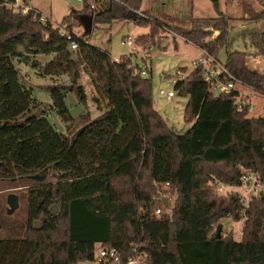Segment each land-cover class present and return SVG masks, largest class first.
<instances>
[{"label": "trees", "instance_id": "trees-1", "mask_svg": "<svg viewBox=\"0 0 264 264\" xmlns=\"http://www.w3.org/2000/svg\"><path fill=\"white\" fill-rule=\"evenodd\" d=\"M12 1L0 0V184H24L28 222L23 236L0 238V264H87L97 245L126 255L136 249L149 264H264V197L252 198L245 207L237 195L217 196L212 187L215 180L238 185L244 170L264 179V113L250 118L249 107L238 110L235 93L215 97L196 68L175 84L189 97L185 112L192 124L178 134L154 110L152 80L132 66L131 58L116 61L91 45L88 36L71 32V21L88 11L95 26L131 20L148 28L149 34L137 38L147 44L171 26L145 13L139 16L143 0H83L82 11L63 19L78 43L75 51L51 22L36 19V10L23 15L7 9ZM221 1L211 0L215 18L177 28L186 43L215 57L229 31ZM91 2L100 3L101 10L94 12ZM261 3L257 19L264 21ZM213 31L219 35L208 40ZM251 43L255 57H264V31L251 35ZM40 55L52 59L42 66ZM247 58L229 53L225 65L264 93V74L250 69ZM21 65L50 79L47 110L37 112L44 105L23 83ZM83 72L91 77L93 103L102 114L74 129L77 118L67 97L74 93L86 104L79 83ZM51 113L65 132L52 124ZM47 168L59 174L55 182L28 179ZM166 184L175 205L170 215L158 218L157 189ZM223 218L245 220L241 240L230 234L218 238L221 225L217 231L214 226Z\"/></svg>", "mask_w": 264, "mask_h": 264}, {"label": "rangeland", "instance_id": "rangeland-1", "mask_svg": "<svg viewBox=\"0 0 264 264\" xmlns=\"http://www.w3.org/2000/svg\"><path fill=\"white\" fill-rule=\"evenodd\" d=\"M90 1L88 2L90 3ZM261 1L264 0L221 1L220 10L229 19V31L226 44L218 57L220 63H227L229 53H246L248 55L247 64L250 69L262 70L260 72L264 74V57H255L256 51L251 43V35L264 31V21L257 19L262 12ZM91 3L95 6L94 12L97 13L101 10L100 3ZM30 6L46 16L54 28L62 27V29H66L68 25L63 23V19L69 16L72 11H82L85 4L79 0H30ZM144 13L163 21H169L171 26L162 28L154 38L144 45L138 43L137 38L149 34L150 30L136 25L131 20L114 21L110 25H94L91 34L87 35L80 19H76L71 21V32L82 38L88 36L91 45L109 52L115 60H120L122 57L127 56V58H131L132 65H137L142 70L148 68L146 75L143 77L152 80L154 110L162 116L168 126L176 133L185 134L192 125L191 122L186 120L185 112L189 97L188 95H181L175 90V83L179 80L177 71L185 69V73H191L194 69L193 61L199 58L202 52L200 48L186 43L177 28H190L194 19L215 18L217 11L211 0H143L138 15L143 16ZM80 14L90 15L88 11L87 13L82 11ZM218 35L217 31H213L212 36L208 40H215ZM129 37L135 41V45L132 47L123 45V41ZM47 58L48 56L40 55L37 60L42 64ZM24 67L22 70L20 69L22 76H25V72H27L33 80H36L37 77L41 78L31 66ZM19 68L21 67L19 66ZM44 83L41 82V85H45ZM79 83L84 86L88 100L86 104H80L74 93H70L67 97V104L71 114L74 118H77L74 129L89 121L90 116L95 119L98 112L97 106L93 103L94 89L91 77L83 72ZM49 84L48 82L46 88ZM46 88V91L43 92L48 93ZM160 90L165 92L172 91L175 97L169 100L165 96H160ZM44 95L46 96V94ZM214 95L215 97L220 96V90H215ZM46 98L48 97L46 96ZM47 105L44 104L37 112L43 109L47 110ZM263 113L264 105L262 99L258 95L252 96L248 116L257 118L262 116ZM56 116L51 113L50 121L61 132L64 125L61 127L62 123L56 120ZM54 174L53 170L49 171L45 182H55ZM157 191L158 197L155 198L158 203L157 207L162 206L161 199H164V207L166 206L168 209L165 208L163 213L170 215L175 205V194L172 191H168V187H158ZM237 191L241 192L243 189L239 188ZM10 194L19 196L20 203L19 209L12 215H8L9 206L7 199ZM25 194L26 187L22 183L13 185L9 182H4L0 184V227L2 228L0 229V238L23 236L28 222V207ZM226 194L222 197L230 196L233 193L227 192ZM244 224V219L236 222L232 218H223L215 224L214 229L217 231V228L221 225V235L227 236L230 234L235 240L239 241L241 240ZM34 226L39 229L41 224L36 222ZM99 247L100 245H97V249ZM87 264L95 263L89 262Z\"/></svg>", "mask_w": 264, "mask_h": 264}, {"label": "built area", "instance_id": "built-area-1", "mask_svg": "<svg viewBox=\"0 0 264 264\" xmlns=\"http://www.w3.org/2000/svg\"><path fill=\"white\" fill-rule=\"evenodd\" d=\"M79 1L83 2V0ZM6 8L14 13H21L23 15H28L34 10L30 6V0H13L12 2L6 4ZM94 8L95 6L92 7V9ZM36 15V19L41 24L45 25L50 22L43 14L37 12ZM58 29L60 30L61 35L70 41L69 49L72 51L77 50L78 43L74 41L73 34L67 31V29H62V27H59ZM123 45L132 47L135 45V41L129 37L127 40L123 41ZM200 50L202 54L199 58L193 61V67L194 69L199 68L201 70L203 79L209 84L211 93L214 94L215 90H220L221 94L235 93V105L238 110L250 107L251 98L254 95H258L262 99V103L264 105V93L258 91L254 86H251L236 77L225 64L220 63L218 57L213 56L208 50ZM116 61H118V59ZM132 66L137 67V65ZM146 73V70H142L140 72L142 76H145ZM189 74L182 70L177 71V76L179 77L178 81L186 80ZM159 95L165 96L169 100L175 97V94L172 91L165 92L164 90H160ZM162 187H169V184L163 185ZM212 187L217 196L227 195V192L237 195L240 202L245 207H248L252 198L264 197V179L249 170H244L238 185H228L220 180H215L212 182ZM239 188L243 189V191H237ZM161 201L162 206L155 210V216L158 218L161 217L165 209V200L161 199ZM93 262L95 264H149L147 256L139 253L136 249L133 250L132 255H126L123 251L116 248H105L102 245H100L99 249H97V246L95 247Z\"/></svg>", "mask_w": 264, "mask_h": 264}, {"label": "water", "instance_id": "water-1", "mask_svg": "<svg viewBox=\"0 0 264 264\" xmlns=\"http://www.w3.org/2000/svg\"><path fill=\"white\" fill-rule=\"evenodd\" d=\"M79 19H80L81 24L85 28L86 34L90 35L94 29V18L92 16L85 15V16H81ZM77 134H78V132L72 137L73 140L75 139ZM49 171H51V168H47L37 175L30 176V177H28V179H30L32 181L39 182V183L45 182L47 177H48ZM57 176H58L57 174L53 175L54 178H56ZM7 203L9 206L8 215L14 214L20 207L19 196L15 195V194H10L8 196ZM166 205H167V203H166ZM53 210L55 213L58 211L57 207H54ZM37 226H38V224H37ZM220 237H221V229H219V231H218V238H220Z\"/></svg>", "mask_w": 264, "mask_h": 264}, {"label": "crops", "instance_id": "crops-1", "mask_svg": "<svg viewBox=\"0 0 264 264\" xmlns=\"http://www.w3.org/2000/svg\"><path fill=\"white\" fill-rule=\"evenodd\" d=\"M94 5H92V7H93ZM32 9H34L35 10V8H32ZM95 9V8H94ZM93 9V10H94ZM52 59V57H48L47 58V60L45 61V62H43L42 63V66H44L45 64H47L50 60ZM258 64H259V62H258ZM25 66V65H24ZM24 66H20L21 68H19V69H23V68H25ZM21 70H20V72H21ZM252 70H256L255 68L254 69H252ZM256 71H258V72H260V71H262V70H256ZM24 72V71H23ZM26 73V75L25 76H22L21 75V77H22V81H23V83L27 86V87H29V88H32L33 89V92H34V97H35V99L39 102V103H41V104H50L51 103V98H50V95H48V93H45V92H43V91H46L45 90V88H46V86H47V84H48V82L50 83L51 81H50V79H48V78H36V80H33V78H30L29 77V74L27 73V72H25ZM261 74H263V72H260ZM21 74V73H20ZM41 82H45L44 84L45 85H41ZM86 91V90H85ZM44 94H46V96L48 97V98H46V96L44 95ZM93 97H94V94H93ZM97 110H98V112H97V115L95 116V118L96 117H99L102 113H101V109H99V108H97ZM53 114V113H52ZM83 116V115H82ZM59 118L56 116V120L57 121H60V120H58ZM91 119H93V118H91V116H90V120ZM63 126V124L61 125V127ZM65 132L66 130H65V127L63 126L62 127V130H61V132Z\"/></svg>", "mask_w": 264, "mask_h": 264}, {"label": "flooded vegetation", "instance_id": "flooded-vegetation-1", "mask_svg": "<svg viewBox=\"0 0 264 264\" xmlns=\"http://www.w3.org/2000/svg\"><path fill=\"white\" fill-rule=\"evenodd\" d=\"M51 170H52V169H51ZM55 174H56V173H55ZM57 175H59V174H57ZM57 177H58V176H57ZM57 177H56V178H57ZM53 178H54V177H53Z\"/></svg>", "mask_w": 264, "mask_h": 264}]
</instances>
